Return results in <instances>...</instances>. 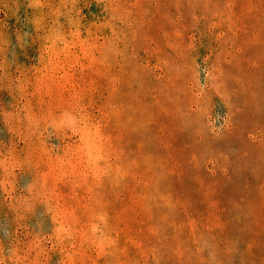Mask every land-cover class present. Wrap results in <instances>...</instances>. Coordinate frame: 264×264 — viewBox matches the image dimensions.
Listing matches in <instances>:
<instances>
[{
  "label": "rangeland",
  "instance_id": "374dc122",
  "mask_svg": "<svg viewBox=\"0 0 264 264\" xmlns=\"http://www.w3.org/2000/svg\"><path fill=\"white\" fill-rule=\"evenodd\" d=\"M0 264H264V0H0Z\"/></svg>",
  "mask_w": 264,
  "mask_h": 264
}]
</instances>
